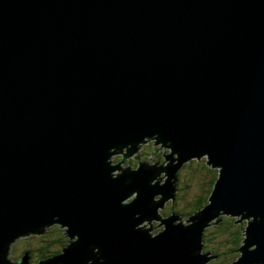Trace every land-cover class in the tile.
Wrapping results in <instances>:
<instances>
[{
	"label": "water",
	"instance_id": "95a60500",
	"mask_svg": "<svg viewBox=\"0 0 264 264\" xmlns=\"http://www.w3.org/2000/svg\"><path fill=\"white\" fill-rule=\"evenodd\" d=\"M149 140L165 165L111 161L113 180L109 150ZM202 156L208 203L163 217ZM222 216L248 219L237 264H264V0H0V264H99L93 246L105 264H206ZM50 227L62 251L14 263Z\"/></svg>",
	"mask_w": 264,
	"mask_h": 264
},
{
	"label": "rangeland",
	"instance_id": "374dc122",
	"mask_svg": "<svg viewBox=\"0 0 264 264\" xmlns=\"http://www.w3.org/2000/svg\"><path fill=\"white\" fill-rule=\"evenodd\" d=\"M160 144L154 146V140H149L148 142L144 143L143 145L140 146V148L138 149V151H136V153L133 154V156L125 159V150L118 152L116 154H113V156H111V161L113 163H121L124 167L125 166H131L133 168H135V163H137L138 160L135 159L136 156L139 155V161L141 162L142 159L144 161H149L150 164H154L156 162H161L160 165L165 164L164 161V157L162 158V160L158 159V155L160 154H168V150L165 151H161V152H157L159 149ZM147 154V156L145 157V154ZM197 159V157L192 158V160ZM125 160V162H124ZM132 161V162H131ZM195 161H199V160H195ZM200 162L202 164H204V160H203V156L200 158ZM188 163L185 162L183 168H180L179 171L177 173H179V176L181 179L185 180V183L187 184V186H179V181H178V194H177V199L176 201H174L173 203V198L171 197L170 201H166L165 206L163 207H159L158 212L163 216V217H167L168 214H170V208H179L181 203H186V205L189 207V210H187L185 213H182L181 215H184V218H188L189 214H192L194 212L193 210V204L196 201L197 197V193H196V188H199L201 186V184L203 183L204 179H205V173H207V170L203 167L192 170L188 167V165H186ZM211 168V167H210ZM214 170V168H212ZM180 188V189H179ZM179 195V196H178ZM171 203H173L172 207H171ZM198 211V210H197ZM188 212V213H187ZM196 212V211H195ZM187 216V217H186ZM213 219H218V217H215ZM238 220H241L243 222H246V226L245 229L247 227V222L248 219H244L242 220L241 216H238ZM238 222V221H237ZM177 224L181 223V221H176ZM185 225H189L190 221L188 220H184L183 222ZM212 223V222H211ZM150 225V224H149ZM157 221L153 222V233H157L159 231H161L160 227H157ZM217 226V225H216ZM208 228L210 227H214V226H207ZM205 227V229L207 228ZM53 228L54 232L49 230ZM60 231H66V228L63 229L62 227H50L46 233L44 234H40L38 236H28V237H22L21 239H19L12 248V252H11V258L13 259V261H15L14 263H16V261L18 259H20V255H23L21 252L23 249H25L28 244L29 247L28 248H32L35 249L37 248V244L40 240H44V244L43 245H47V242H53L57 239H59L60 237H63V233ZM217 229L213 228V234H211L213 237L211 239V237H207L208 239L204 242V252H210L212 253L213 251H215V253H218L220 255H222V257H218L217 259L208 261L206 264H231L233 261L236 262L237 257L235 259L231 258L230 255H224V252L232 247V243L229 242L231 237H227L224 236L223 233H219L216 232ZM68 240V238H66ZM30 242V243H29ZM216 242V245L213 243ZM227 242V243H226ZM222 245H220V244ZM27 245V246H25ZM213 248H217L215 250H213ZM234 248V246H233ZM238 250V248H237ZM236 250V253H238V251ZM38 253H34V257L32 258L33 260H36L38 258L37 256ZM49 256V255H48ZM227 258H225V257ZM42 259V257H41Z\"/></svg>",
	"mask_w": 264,
	"mask_h": 264
},
{
	"label": "trees",
	"instance_id": "16d2710c",
	"mask_svg": "<svg viewBox=\"0 0 264 264\" xmlns=\"http://www.w3.org/2000/svg\"><path fill=\"white\" fill-rule=\"evenodd\" d=\"M146 156H147V154H145V157ZM157 158L162 160V158H163L162 154L158 155ZM135 164H138V162ZM186 165H188V167L192 170H195V169H198L201 167H203L207 170V173H205L206 175H205V179H204L203 183L201 184V186L199 188H196V193L198 195H197V197H195L196 201L193 204L194 212L192 214H194L195 211L201 209L203 206H205L208 203V199L210 197V194H211V191L214 187V184L218 178V174H217V171H215L212 168H210L209 166H207L206 163L202 164L200 161L194 160L192 162L187 163ZM179 183H180L179 186L180 185L187 186V184L185 183V180L181 179L180 176H179ZM173 203H171V207H172ZM170 210H171L170 214L174 213V212L178 213V214H182V213H185L187 210H189V207L184 202V203H181L179 208H170ZM192 214H189V216ZM220 219H221V221H220L219 225H217V226L214 225V227L207 228V230L205 231L204 242L208 239L207 237H211V239H212L213 236L211 234H213V228L217 229L216 232H219V233L222 232L224 236H227L229 238L231 237L229 242L232 243L234 248H233V246L228 248L224 252V255L225 254L230 255L231 258L235 259L238 255V253H236V250L242 244V241H243L242 240L243 236L241 237L240 233H244L246 222H243V223L237 222V220H235V218L228 217V216H222V217H220ZM50 231L54 232L53 228H51L49 230V232ZM43 242H44V240H40L37 244V248L31 249L34 252H38V253L40 252L43 255L42 257L47 256L48 254L60 253L62 251L63 247L67 245L68 240L64 237H60L59 239H57L53 242H47V245H43ZM213 243L216 245V242H213ZM220 245H222V244H220ZM25 246H27V245H25ZM28 247H29V244L24 250L26 251V249ZM215 249H217V248H213V250H215ZM22 254H24V253L22 252ZM212 254H216V255H218V257H222V255L215 253V251H213ZM225 258H227V257H225ZM36 262L37 261H35V263Z\"/></svg>",
	"mask_w": 264,
	"mask_h": 264
},
{
	"label": "clouds",
	"instance_id": "9594fccd",
	"mask_svg": "<svg viewBox=\"0 0 264 264\" xmlns=\"http://www.w3.org/2000/svg\"><path fill=\"white\" fill-rule=\"evenodd\" d=\"M112 149H113V148H112ZM112 149L109 150L110 154H109V157H108L107 160H106V165L113 169V171L111 172V178H112L113 180H117V179H118V176H119V172H118L117 168H115V167L113 166L112 162H111V151H112ZM129 182H131V181L129 180ZM155 183H156V179L154 178V179L151 180V184H155ZM156 198L158 199V197H156ZM120 203H121L122 206H126V205H128V204H129V197H127V198H125V199H122V200L120 201ZM137 215H139V214H137ZM257 219H258V218H257ZM140 223H141V222H140ZM140 223H138V224L135 226V229H136L137 231H141V230H140ZM144 232H147V235H148L149 238H151V239H155L154 234H153L152 232H149V231H144ZM256 247H257V246H256L255 244H253L252 247L249 249V251H255ZM98 250L101 251V249H100L99 247H96V246H93V247L91 248V251H92L93 255L99 259V264H105V262H106V258L102 257L101 254H100V255H96V252H97ZM5 259H7V257H5ZM87 264H96V262H95L94 260H91V259H90V260L87 262Z\"/></svg>",
	"mask_w": 264,
	"mask_h": 264
},
{
	"label": "bare ground",
	"instance_id": "6f19581e",
	"mask_svg": "<svg viewBox=\"0 0 264 264\" xmlns=\"http://www.w3.org/2000/svg\"><path fill=\"white\" fill-rule=\"evenodd\" d=\"M168 155V154H167ZM170 159H171V155H170ZM158 164V163H157ZM116 165V167L118 168V169H120V168H122L123 166L120 164V163H116L115 164ZM165 165V164H164ZM196 213V212H195ZM191 216V215H190ZM189 219V216H188V218H183V220H188ZM141 222V223H140ZM148 222V224H150V227L151 226H153V222L154 221H147ZM238 222H242L241 220H238ZM139 223H140V226L141 227H144L145 228V221H139ZM220 224V222L218 223V224H215V225H219ZM157 227H159V225H158V223H157V225H156ZM211 226H214V225H211ZM210 227V226H209ZM152 228V230H153V227H151ZM208 228V227H207ZM63 229H65V227H63ZM246 230V229H245ZM246 231H244V233H245ZM73 240H75V238L74 237H72L71 239H70V241L72 242ZM247 248H251V247H247ZM212 254V253H211ZM212 255H215V254H212ZM231 264H237V261L236 262H232Z\"/></svg>",
	"mask_w": 264,
	"mask_h": 264
},
{
	"label": "flooded vegetation",
	"instance_id": "af4514ba",
	"mask_svg": "<svg viewBox=\"0 0 264 264\" xmlns=\"http://www.w3.org/2000/svg\"><path fill=\"white\" fill-rule=\"evenodd\" d=\"M142 161H144V160L142 159Z\"/></svg>",
	"mask_w": 264,
	"mask_h": 264
}]
</instances>
